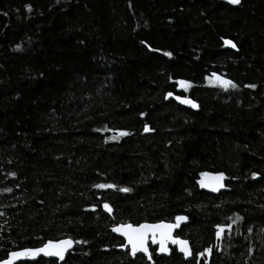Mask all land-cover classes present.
<instances>
[{"label":"trees","instance_id":"1","mask_svg":"<svg viewBox=\"0 0 264 264\" xmlns=\"http://www.w3.org/2000/svg\"><path fill=\"white\" fill-rule=\"evenodd\" d=\"M177 216L190 258L112 232ZM62 238L17 264H264V0H0V260Z\"/></svg>","mask_w":264,"mask_h":264},{"label":"snow or ice","instance_id":"2","mask_svg":"<svg viewBox=\"0 0 264 264\" xmlns=\"http://www.w3.org/2000/svg\"><path fill=\"white\" fill-rule=\"evenodd\" d=\"M230 3L237 4L240 2V0H229ZM30 10V6H26ZM224 43L226 45H231L233 48L236 47V45L231 40H224ZM165 55H171V53H165ZM213 77L225 88L228 86L236 87L235 84L232 83L230 80L221 79L220 77L216 76L215 73L212 74ZM181 86H185V81H180ZM249 87H256L255 85H249ZM169 96L172 95V93H168ZM178 100H181L180 97H177ZM182 103L185 104H191L192 107H197L194 101L189 99H182ZM143 115V113L141 114ZM144 131L148 132L150 131L149 126L146 124L144 126ZM128 133L124 131H119L116 135H113L110 137V139H118L119 136H125ZM256 174L253 173V176ZM202 177H208V173H201ZM212 183L206 182L204 179H201L199 181L201 187H210L213 191L218 190L219 188L223 187L224 185L221 183V181L224 179V174L219 173L216 176L212 177ZM96 188H114L115 185L111 184H97L95 185ZM131 189L129 188H121L120 191L123 192H129ZM10 191V190H9ZM104 208L111 212L112 209L110 206L105 203ZM176 223H169L165 224L163 222L158 224H148V223H142L139 225H133V224H122L119 226H114L113 231L121 233L127 240L128 245L131 247V254L135 256L137 252H143L148 256V259H152V253L149 251L148 248V241L151 240L152 244H159V251L162 253H166L169 251L167 247L168 241H171L173 244L179 245V249L181 252L184 253L185 257L191 256L192 252L189 248V243L187 240H182L177 237H173L172 231L173 229L180 226V222L187 220V217L185 216H177ZM241 219V217L237 216L236 220ZM235 223V220L233 221ZM232 227L231 224L227 225H216V237L219 239L224 232L225 228L230 229ZM73 243H81V241H73L71 238L68 239H61V240H48L46 243H44L39 248H25L21 251H12L7 253V258L4 260H0V264H14V261L20 258H35L39 254H43L44 256L49 257H56L59 260H64L65 253L72 247ZM83 243H87V241H83ZM205 252H209L210 249H205ZM204 253H200V255H203Z\"/></svg>","mask_w":264,"mask_h":264},{"label":"water","instance_id":"3","mask_svg":"<svg viewBox=\"0 0 264 264\" xmlns=\"http://www.w3.org/2000/svg\"><path fill=\"white\" fill-rule=\"evenodd\" d=\"M224 46L227 47V48L236 49V47L233 48L231 45H226L225 43H224ZM182 99H183V98H181V100H182ZM177 100H178V99H177ZM181 100H178V101L181 102ZM204 173H208L209 176H208V177H202V176H201L200 180H201V179H204V180H205L206 182H208V183H212L213 181H212L211 178L214 177V176H216L217 174H219L218 172H204ZM224 181H225V177H224V179L221 181V183H222L223 185H224ZM223 187H224V186H223ZM223 187L219 188V189L216 190V191H213L212 188H210V187H201V188H202L204 191L208 192V193L218 194L219 192H221V191L223 190ZM186 221H187V220L180 222V226L177 227V228H175V229H173V231H172V235H173V237H177V238L182 239V240H187V239H185V238H182V237H179V236H175L176 231H178V230L182 227V225H184V224L186 223ZM161 222H163V223H165V224L176 223V219H175L174 221H172V222L158 221V222H142V223L158 224V223H161ZM142 223H140V224H142ZM122 224H129V223H120V224L115 225V226H119V225H122ZM130 224H132V223H130ZM133 225H139V224H133ZM112 232H113L115 235L120 236V237H122V238L124 239L125 246L128 247L129 250H130V252H131V247H130V245H128L126 238H125L121 233H119V232H114V231H113V228H112ZM62 239H68V238H62ZM58 240H61V239H58ZM54 241H55V240H54ZM187 241H188V240H187ZM46 242H47V241H46ZM46 242H45V243H46ZM149 242H151V240H149L148 243H149ZM188 243H189V241H188ZM169 244H173V243H172L171 241H168V243H167V247H168V249H169ZM157 245H158V246H157V253H158L159 255H165V256L169 255V253H170V249H169L168 252H166V253H162V252L159 251V247H160V245H159L158 243H157ZM175 245H176V247H177L178 252L181 253V254L185 257L184 253L180 251V249H179V245H177V244H175ZM41 246H42V245H41ZM41 246H40V247H41ZM73 246H74V243H73L72 247H71V248L65 253V257H66V255H67V253L73 248ZM37 248H39V247H37ZM189 248L191 249L190 243H189ZM24 249H25V248H24ZM21 250H23V249L13 250V251H21ZM10 252H12V251H10ZM191 252H192V250H191ZM141 253H143V252H141ZM143 254H145V253H143ZM131 255H132V254H131ZM145 255H146V254H145ZM146 256H147V255H146ZM191 256H192V255H191ZM191 256H188V257H185V258H190ZM39 257H43V258H55V259H57L58 262H61V261H62V260H59V259L56 258V257H49V256H44L43 254H39V255H37L35 258H20V259H17L16 261H14V264H17V263L22 262V261H33V260H36V259L39 258ZM147 257H148V256H147ZM6 258H7V256H6L4 259H6ZM4 259H2V260H4Z\"/></svg>","mask_w":264,"mask_h":264},{"label":"rangeland","instance_id":"4","mask_svg":"<svg viewBox=\"0 0 264 264\" xmlns=\"http://www.w3.org/2000/svg\"><path fill=\"white\" fill-rule=\"evenodd\" d=\"M216 76H218V75H216ZM218 77H220V76H218ZM221 79H225V78H222V77H220ZM227 80V79H226ZM205 83L206 84H208V85H210V86H222L214 77H213V75H211V76H208L206 79H205ZM189 87V84L186 82V85L185 86H181V84L179 83V88H181V89H187ZM113 135H116L115 133L114 134H112V136Z\"/></svg>","mask_w":264,"mask_h":264},{"label":"bare ground","instance_id":"5","mask_svg":"<svg viewBox=\"0 0 264 264\" xmlns=\"http://www.w3.org/2000/svg\"><path fill=\"white\" fill-rule=\"evenodd\" d=\"M224 185H225V181H224ZM201 186V185H200ZM224 188V187H223ZM212 194V193H211ZM157 245V244H156ZM170 245V244H169ZM171 245H175V244H171ZM158 246V245H157ZM175 247H176V245H175ZM169 249H170V247H169ZM176 249H177V247H176ZM130 251V250H129ZM178 251V250H177ZM137 253H141V252H137ZM130 254H131V252H130ZM143 254V253H142ZM145 255V254H144ZM146 256V255H145ZM168 256V255H167ZM147 257V256H146ZM148 258V257H147Z\"/></svg>","mask_w":264,"mask_h":264}]
</instances>
